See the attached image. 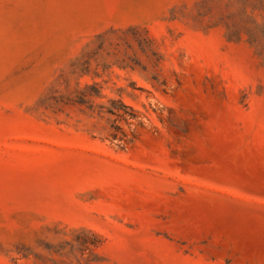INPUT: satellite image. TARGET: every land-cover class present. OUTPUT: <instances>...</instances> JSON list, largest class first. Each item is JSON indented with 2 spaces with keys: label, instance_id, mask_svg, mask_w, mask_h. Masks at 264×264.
Wrapping results in <instances>:
<instances>
[{
  "label": "rangeland",
  "instance_id": "obj_1",
  "mask_svg": "<svg viewBox=\"0 0 264 264\" xmlns=\"http://www.w3.org/2000/svg\"><path fill=\"white\" fill-rule=\"evenodd\" d=\"M0 264H264V0H0Z\"/></svg>",
  "mask_w": 264,
  "mask_h": 264
},
{
  "label": "trees",
  "instance_id": "obj_2",
  "mask_svg": "<svg viewBox=\"0 0 264 264\" xmlns=\"http://www.w3.org/2000/svg\"><path fill=\"white\" fill-rule=\"evenodd\" d=\"M126 110V109H129L128 106L124 105L122 102H120V106H115V105H112L111 107H109L107 109V112L111 113V114H114V113H117L118 110Z\"/></svg>",
  "mask_w": 264,
  "mask_h": 264
}]
</instances>
